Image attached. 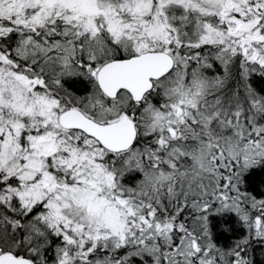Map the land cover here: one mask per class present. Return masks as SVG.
Masks as SVG:
<instances>
[{"label": "snow or ice", "instance_id": "snow-or-ice-1", "mask_svg": "<svg viewBox=\"0 0 264 264\" xmlns=\"http://www.w3.org/2000/svg\"><path fill=\"white\" fill-rule=\"evenodd\" d=\"M264 0H0V264H264Z\"/></svg>", "mask_w": 264, "mask_h": 264}, {"label": "trees", "instance_id": "trees-1", "mask_svg": "<svg viewBox=\"0 0 264 264\" xmlns=\"http://www.w3.org/2000/svg\"><path fill=\"white\" fill-rule=\"evenodd\" d=\"M257 258H258V260H264V256H261V255L259 254V251L257 252Z\"/></svg>", "mask_w": 264, "mask_h": 264}]
</instances>
